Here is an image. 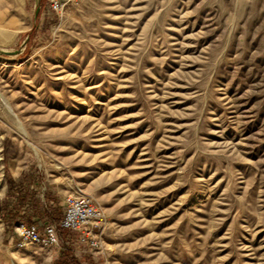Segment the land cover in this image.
Here are the masks:
<instances>
[{"label": "rangeland", "instance_id": "rangeland-1", "mask_svg": "<svg viewBox=\"0 0 264 264\" xmlns=\"http://www.w3.org/2000/svg\"><path fill=\"white\" fill-rule=\"evenodd\" d=\"M70 261L264 264V0H0V264Z\"/></svg>", "mask_w": 264, "mask_h": 264}, {"label": "built area", "instance_id": "built-area-1", "mask_svg": "<svg viewBox=\"0 0 264 264\" xmlns=\"http://www.w3.org/2000/svg\"><path fill=\"white\" fill-rule=\"evenodd\" d=\"M73 0H48L56 10L63 9ZM105 210L88 194H69L64 200L63 216L60 220L43 224L41 222H20L15 233L18 236L17 245L25 247L28 243L50 246L61 238L64 229L71 231L89 228L93 235L91 242L97 246V233L105 221Z\"/></svg>", "mask_w": 264, "mask_h": 264}, {"label": "bare ground", "instance_id": "bare-ground-1", "mask_svg": "<svg viewBox=\"0 0 264 264\" xmlns=\"http://www.w3.org/2000/svg\"><path fill=\"white\" fill-rule=\"evenodd\" d=\"M79 193V192H78ZM81 194H86V192L84 190H80Z\"/></svg>", "mask_w": 264, "mask_h": 264}, {"label": "trees", "instance_id": "trees-1", "mask_svg": "<svg viewBox=\"0 0 264 264\" xmlns=\"http://www.w3.org/2000/svg\"><path fill=\"white\" fill-rule=\"evenodd\" d=\"M30 218H31V217H30ZM71 263H72V262L70 261L69 264H71ZM64 264H66V263H64Z\"/></svg>", "mask_w": 264, "mask_h": 264}]
</instances>
